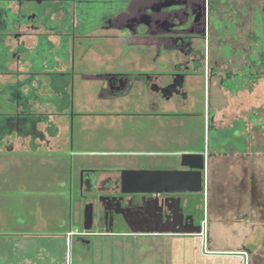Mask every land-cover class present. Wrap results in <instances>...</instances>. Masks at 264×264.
<instances>
[{
    "label": "crops",
    "instance_id": "obj_1",
    "mask_svg": "<svg viewBox=\"0 0 264 264\" xmlns=\"http://www.w3.org/2000/svg\"><path fill=\"white\" fill-rule=\"evenodd\" d=\"M135 43L130 42L131 47L125 50V41L115 38L109 40L110 49L105 55H87L84 60L88 64L82 72L74 71L71 83L68 75H64L66 94L60 91V84L57 88L53 82L49 84L44 110L58 130L53 136L47 132V146L61 135L52 117L70 115V86L75 81L80 82L82 88L78 93L83 97L79 98L80 109L73 110V114L71 110V118H77L78 123L77 148H73V135H61L63 146L58 149L64 151L65 146H69L71 152L78 155L77 171L107 169L109 175L117 178L121 169L177 170L182 168L181 154H205V191L158 195L159 198L167 195L179 198L184 212L194 218L195 202L197 197H202V233L192 232V225L145 223L144 208L140 209V224L120 222L117 226L85 232L81 215L61 212L62 197L74 195L76 199L85 191L77 178H54L47 181L58 196V212L54 220H47V228L50 225L53 228L34 233V237L19 235L25 239L18 235L1 238L0 242L8 240V243L0 245V264H234L228 261L227 255L240 251L241 234L247 233L248 228H260L263 232L264 172L260 169L264 164V149L259 143L258 129L254 136V130H237L231 124L236 123L235 118L224 124L217 121L212 109L213 86L219 96L234 93L222 86L223 75L216 73L217 83L214 84L212 77L210 80L204 72L193 69L185 75L182 93L165 96L162 91L150 89L142 73L150 72L165 80L161 74L171 70L172 54H157L153 49L144 51L140 41ZM104 73L125 77L124 87L105 93ZM196 88L203 93L201 99H196L202 101L198 110L193 106L195 97L191 96ZM96 127H102L103 133L95 135ZM227 127L233 128L228 134L223 133L221 130ZM211 128L220 130L214 144ZM223 139H228L229 144ZM88 141H92L90 147L85 146ZM35 145L38 148L40 140L36 139ZM104 175H97L93 184L99 185ZM111 194L121 195L109 191ZM142 196L126 195L135 198L139 205H143ZM228 233H231L229 244L235 241L237 246L222 247L221 241L228 239L225 236ZM78 236L87 237L89 241H81ZM10 238L18 241L10 245ZM47 241L50 251H60L62 260L54 257L47 261ZM38 250L46 251L41 257L43 261L34 260Z\"/></svg>",
    "mask_w": 264,
    "mask_h": 264
},
{
    "label": "flooded vegetation",
    "instance_id": "obj_2",
    "mask_svg": "<svg viewBox=\"0 0 264 264\" xmlns=\"http://www.w3.org/2000/svg\"><path fill=\"white\" fill-rule=\"evenodd\" d=\"M213 30L210 0H0V154L18 150L21 141H32L36 146L38 139L47 144L49 118L44 108L49 84L53 82L57 88L64 75L70 81L74 71L82 72L88 64L84 60L87 55L109 52V40H124L125 50L131 47L130 42L136 44L138 40L144 51L172 54L171 70L161 74L165 80L150 72L142 73L150 89L167 96L182 93L187 72L202 71L211 80L218 73L219 63H226L217 56ZM226 73L227 70L223 77ZM104 82L105 93L115 92L124 87L126 78L104 73ZM101 173L105 175L99 185L93 184ZM109 173L107 169H78L77 180L85 192L72 201L70 215H81L82 224L87 202L93 204L96 228L112 227L110 210H122L113 201L99 200L100 196H113L109 191L116 188L117 177ZM176 200L175 197L165 206V210H172L175 221L179 220ZM137 203L135 198L128 203L121 201L132 221L140 219ZM195 204V223L199 224L202 197H197ZM151 205L155 207L154 200ZM253 244L251 248L241 244L240 251L227 255L228 261L264 264V230ZM49 246L47 241V261L54 257L62 260L60 251H50ZM45 252L38 250L34 260L43 261Z\"/></svg>",
    "mask_w": 264,
    "mask_h": 264
},
{
    "label": "rangeland",
    "instance_id": "obj_3",
    "mask_svg": "<svg viewBox=\"0 0 264 264\" xmlns=\"http://www.w3.org/2000/svg\"><path fill=\"white\" fill-rule=\"evenodd\" d=\"M246 1L247 0H234V7L239 10L244 4H249V2ZM224 8L225 11L223 10L222 13L230 18L232 16V11L228 10L229 4L225 5ZM241 19L243 23L241 35L244 37L250 29V21L247 19V15L241 16ZM240 40L247 42L245 38H241ZM237 62L240 64L239 61ZM213 65L217 66L215 64ZM217 67L218 73L222 75L224 71L230 68L233 69L230 62H220ZM236 68H238V66L234 67V69ZM212 83H217L216 76L212 77ZM81 88L80 82L77 81L70 86L69 91L72 97V114L73 110L76 112L80 109V104L78 105V103H80L79 98L82 97V95L78 93V90ZM214 88H216L215 85L212 90V98L215 100L213 101L212 109L216 114L217 121L220 124H224L235 118L237 119L236 123L231 124L237 128V130L242 128L247 132L254 130V136L256 135L255 133L258 129L257 126L259 122V143L261 149H264L263 124L261 123L262 119H264V76L259 77L253 83L251 89L238 90L226 96L217 95ZM95 89L94 87V91ZM64 93L66 94V92ZM191 96L195 97L193 106L198 110L202 107V101H197L199 98L201 99L203 97L202 90L196 88L195 91L191 93ZM71 110L70 115H62L59 116V118L53 116L52 118H55L54 120L61 129L62 137L73 135V148L75 150V148H77L78 123L77 118H71ZM232 128L233 127L223 128L221 131L228 134ZM102 131V127H96L95 135L103 133ZM218 131L220 130L211 128L210 136L213 144L217 138ZM60 136L57 140H51L49 146L44 142H40L38 148L32 144V141H21L18 150H14L13 153L2 152L0 154V239L14 235H18L21 239H25L19 235L22 234L25 237H34V233L47 232V230L50 231L53 228L51 227L52 225L47 228V226H49L47 220H54V214L57 211L56 207H58V196L56 190L48 186L47 181H51L54 178L64 179L67 177L76 179L78 167V155L71 152L69 146H65L64 151L58 149V147L63 146ZM223 140H226L225 144H229L228 139ZM88 142L89 143L85 146L90 147L92 141ZM97 142L96 139L95 143ZM260 170L264 172V164L261 165ZM263 172H261V177ZM74 200V195L72 198L62 197V204L59 203L61 206L63 205V210H61V212L65 210V213L70 214L71 203ZM260 234V228L255 230L248 228L247 233L244 231V233L241 234L239 246L243 243H246L247 248L255 246L253 243L256 242ZM225 236H227L226 238L228 239H222V247L237 246V242L235 241H233L232 245L229 244L231 233ZM245 236H247L246 239H244ZM9 240L10 245L18 241H12L11 238ZM6 241L0 242V245L3 243L7 244L8 242Z\"/></svg>",
    "mask_w": 264,
    "mask_h": 264
},
{
    "label": "water",
    "instance_id": "obj_4",
    "mask_svg": "<svg viewBox=\"0 0 264 264\" xmlns=\"http://www.w3.org/2000/svg\"><path fill=\"white\" fill-rule=\"evenodd\" d=\"M180 165L182 168L177 170H149V169H121L116 181V188L112 192H119L120 196H100L99 200H110L118 204L122 210H110L109 220L111 225L117 226L120 222L128 225H137L141 219H128L124 213L126 204L121 201L129 202L133 197L127 198L126 195H144L141 197L143 205H137L138 209L144 208L145 223L170 224L174 226L192 225V232L202 233L203 222L195 223L192 214L185 215L180 199L177 198V207L179 211V220L175 221V215L171 209H166V202H172L173 196L159 198V194H172L175 192H193L202 193L205 191V170L206 156L203 153H183L180 156ZM148 194V197H146ZM154 200L155 207L151 205ZM154 211V214H153ZM115 215V216H114ZM129 217H132L129 215ZM133 218V217H132ZM137 218V217H136ZM96 228V221L93 216V204L87 202L83 213V230L89 232Z\"/></svg>",
    "mask_w": 264,
    "mask_h": 264
},
{
    "label": "trees",
    "instance_id": "obj_5",
    "mask_svg": "<svg viewBox=\"0 0 264 264\" xmlns=\"http://www.w3.org/2000/svg\"><path fill=\"white\" fill-rule=\"evenodd\" d=\"M6 0H4L5 2ZM241 9L234 7V0H210V11L213 18V44H217V56L224 62H230L233 67L227 70L221 79V84L231 92L243 89H251L253 83L264 76V0H247ZM229 4L232 11L230 18L226 17L225 5ZM216 11L219 14L216 15ZM247 15L250 21V29L241 35L243 27L241 16ZM226 30L223 31V27ZM245 38L247 42L241 41ZM239 61L240 64L237 62ZM239 64V65H238ZM234 69V67H237ZM59 76V74H57ZM60 91L65 92L66 78L61 79ZM48 118V116H47ZM262 130H264V119ZM48 133L53 136L57 133V126L48 121Z\"/></svg>",
    "mask_w": 264,
    "mask_h": 264
},
{
    "label": "built area",
    "instance_id": "obj_6",
    "mask_svg": "<svg viewBox=\"0 0 264 264\" xmlns=\"http://www.w3.org/2000/svg\"><path fill=\"white\" fill-rule=\"evenodd\" d=\"M204 222V221H203Z\"/></svg>",
    "mask_w": 264,
    "mask_h": 264
}]
</instances>
